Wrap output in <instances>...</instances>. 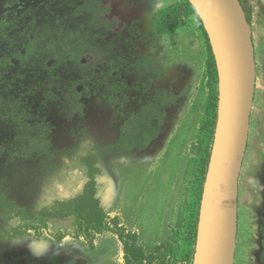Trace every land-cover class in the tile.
Segmentation results:
<instances>
[{
	"label": "rangeland",
	"instance_id": "374dc122",
	"mask_svg": "<svg viewBox=\"0 0 264 264\" xmlns=\"http://www.w3.org/2000/svg\"><path fill=\"white\" fill-rule=\"evenodd\" d=\"M244 3L257 85L240 174L235 264H262L264 0ZM193 9L188 0H0V58L15 56L31 35H41L46 46L57 40L56 51L35 53L30 66L0 79L6 100L0 109V264H125L117 235L98 234L91 247L75 238L76 213L53 210L87 198L136 234L147 255L184 246L191 225L198 233L208 180L200 142L212 60ZM64 41L74 54L70 60L58 59ZM46 61L57 64L47 69ZM79 77L87 94L75 91ZM110 91L113 104L106 101ZM147 107L163 115L156 137L142 149L118 152L124 130ZM143 128H135L138 137ZM61 233L70 236L59 240Z\"/></svg>",
	"mask_w": 264,
	"mask_h": 264
},
{
	"label": "water",
	"instance_id": "95a60500",
	"mask_svg": "<svg viewBox=\"0 0 264 264\" xmlns=\"http://www.w3.org/2000/svg\"><path fill=\"white\" fill-rule=\"evenodd\" d=\"M188 1L197 11L208 35L220 85L218 126L201 207L194 264H235L240 174L249 141L257 85L252 29L238 0ZM233 6L242 18L246 38L242 49L233 40ZM223 114L227 121L221 128ZM212 205L215 215L210 222L207 214Z\"/></svg>",
	"mask_w": 264,
	"mask_h": 264
},
{
	"label": "trees",
	"instance_id": "16d2710c",
	"mask_svg": "<svg viewBox=\"0 0 264 264\" xmlns=\"http://www.w3.org/2000/svg\"><path fill=\"white\" fill-rule=\"evenodd\" d=\"M241 4L243 11L247 17L249 24L251 25V15L244 3V0H238ZM193 11H195L193 9ZM202 22V21H201ZM203 29L204 25L202 23ZM177 26H172L169 31H174ZM206 32V31H205ZM206 37L208 35L206 33ZM209 40V38H208ZM210 54L212 60L211 66V100L208 112V121L205 129L201 135V150H200V165L202 171L208 174V168L210 166L213 147L215 143V137L218 126V115H219V75L216 66V60L211 47L210 41ZM158 99H161L159 97ZM168 99V98H167ZM166 102V104H165ZM163 103L160 108L167 106V100H161ZM161 110H154L147 107L145 110L146 115H143L133 122V125L127 127L124 130V136L121 139L120 144L116 149L121 150L122 153H130L134 149H142L152 141L156 135L158 128L163 120L162 114L159 113ZM139 121V122H138ZM144 127L141 137L136 134V129ZM82 204L78 205V203ZM78 203L62 202L54 205L53 210L55 213L66 215L77 214L79 217L76 223V234L75 238H84L88 244L92 247L95 241L96 235H101L105 232H112L117 235L120 241L124 245V259L125 264H194L196 241H197V225L194 227L191 225L185 229L186 237L184 239V246L177 244L173 250L169 252L163 251L162 248H158L155 253L147 255L141 247L138 246V240L136 234L127 233L125 228L120 227L117 223V218L110 220L101 208L99 201L95 198L81 199ZM77 203V204H76ZM88 210V213L83 212ZM195 218L192 219L194 222ZM36 230L37 228H29L28 230ZM263 236V252L261 255V262L264 264V227L261 229ZM22 234H17L20 236ZM70 236L66 233L59 234V240H62Z\"/></svg>",
	"mask_w": 264,
	"mask_h": 264
},
{
	"label": "flooded vegetation",
	"instance_id": "af4514ba",
	"mask_svg": "<svg viewBox=\"0 0 264 264\" xmlns=\"http://www.w3.org/2000/svg\"><path fill=\"white\" fill-rule=\"evenodd\" d=\"M48 39V38H47ZM31 41V42H30ZM28 43H30L28 46L24 47V46H20L19 49H17L18 53L15 56H5L3 58H0V79H3L4 77H6V75L8 74V71H11L12 69L14 70H24V68L28 67L31 65L32 60H33V56H35V53H39L40 56L43 55L47 50L50 49V51H56V49L54 48L55 46H57V40H53L51 45L49 43H47V46L44 45V39H42L41 35H31L28 37ZM43 44V46H42ZM40 49L39 52H35V49ZM61 52H59V58L65 57L67 59H71L68 55L74 56V54L70 51L67 50L66 51V44L65 41L63 43V48L62 50H60ZM54 60H57L54 59ZM61 62V60H59ZM55 63L54 61H46L45 68H52L53 66L55 67V65L57 64H53ZM53 67V68H54ZM78 84L76 86V92L82 94V92L87 94V91H89V89L87 88L88 84L86 82L83 81V78L79 77L77 79ZM92 83L89 84L90 87L94 86L91 85ZM79 94V95H80ZM113 95V91H110L108 93V96L106 97V101H109V103L113 104V101L111 99V96ZM6 103V100L4 99L3 96H1L0 93V109H1V104L2 106H5L4 104ZM263 228V227H262ZM261 228V229H262ZM262 234V231H261ZM263 238V236H262ZM120 240V239H119ZM263 242V240H262Z\"/></svg>",
	"mask_w": 264,
	"mask_h": 264
},
{
	"label": "bare ground",
	"instance_id": "6f19581e",
	"mask_svg": "<svg viewBox=\"0 0 264 264\" xmlns=\"http://www.w3.org/2000/svg\"><path fill=\"white\" fill-rule=\"evenodd\" d=\"M231 19H232L233 40H234L236 46L238 48L242 49L245 45L246 38H245L244 30H243L242 18H241V15H240L236 6L232 7ZM226 121H227V118L223 114V116L221 118V124H220L221 128L226 126ZM219 150L220 149L218 148L217 151H219ZM210 189H212V188H210ZM207 215L209 216V221L211 222L214 218V215H215V210H214L213 205H212V208L209 210ZM120 253L123 254L122 250H120Z\"/></svg>",
	"mask_w": 264,
	"mask_h": 264
}]
</instances>
